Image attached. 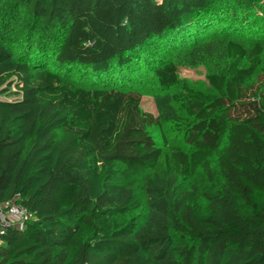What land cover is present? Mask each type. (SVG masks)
Masks as SVG:
<instances>
[{
	"label": "trees",
	"instance_id": "16d2710c",
	"mask_svg": "<svg viewBox=\"0 0 264 264\" xmlns=\"http://www.w3.org/2000/svg\"><path fill=\"white\" fill-rule=\"evenodd\" d=\"M13 13L27 20L0 29V96L15 97L0 100V205L31 218L0 236V264H264V35L187 54L216 67L212 93L182 87L184 148L157 146L162 119L136 89L47 66L102 78L150 45L186 47L188 29L209 36L215 19L257 27L264 0H0V17ZM17 24L27 42L9 51ZM182 62L151 70L159 89Z\"/></svg>",
	"mask_w": 264,
	"mask_h": 264
},
{
	"label": "rangeland",
	"instance_id": "374dc122",
	"mask_svg": "<svg viewBox=\"0 0 264 264\" xmlns=\"http://www.w3.org/2000/svg\"><path fill=\"white\" fill-rule=\"evenodd\" d=\"M1 16L0 17V29H2L6 22L11 21L15 18L16 22L19 23L22 20H27V18L23 15L18 16ZM260 16V15H259ZM16 17L18 19H16ZM9 18V20H7ZM3 20H7L6 22ZM249 20H254L255 25H257L259 31H257V27L250 25L246 28L241 27L237 20H232L230 22H225L222 19H215L216 27H213L214 30L212 34L200 32L198 36L200 38L197 41L195 37L192 36V32L196 29H188L186 33V38L184 48H181L180 45H172L170 44L166 48L160 47L161 45H150L145 48L140 55H134L133 63L110 69L109 73L106 74L105 77H98L93 74L89 69H85L81 66H61L54 64L52 59L47 63L49 51L41 48H33V54L39 52H46V56L43 58L36 59L40 64H44L53 70H56L61 76L70 82L84 84V85H105V82L111 81L117 86H121L123 88L136 89L144 96V105L143 109L147 112H151L155 115L161 117V126L154 127L150 129V134L161 150L167 149L169 146H177L183 147V139L182 134L180 133V129L188 122L186 119V115L180 109L179 99L181 98L182 87L186 86L194 91H200L205 94L212 93L210 92L207 84L205 83V75L215 70V65L213 62L208 60H203L200 62H190L186 60L185 57L187 54L191 53L193 48H196L198 44L203 41L216 40L220 41L222 38L227 37L229 39H233L235 42H241V44L250 48L255 41V35L262 36L264 35V30L262 26H264V20H261L257 17H250ZM224 21V22H223ZM230 23V24H229ZM259 24V25H258ZM239 26V27H238ZM218 27V28H217ZM263 30V31H262ZM190 32V33H189ZM26 35H22V29L17 24L14 35L11 37L9 41L6 42V48L9 51H12L16 48H19L21 45H24L27 41L25 38ZM207 37V38H205ZM264 38V36H262ZM21 38V39H20ZM32 41L35 40V36L32 37ZM260 41H263L261 38ZM44 42V41H42ZM179 46L180 49L172 50ZM26 50V46H25ZM26 51H24L25 53ZM23 53V54H24ZM27 56V55H25ZM177 56L178 60H183L180 65V81L179 83L171 88L168 91H163L159 89L154 79L151 76V70L157 65L161 64L163 61H167L172 59V57ZM15 97H5L0 96V100H13ZM186 149V148H185ZM192 182V184H195Z\"/></svg>",
	"mask_w": 264,
	"mask_h": 264
},
{
	"label": "built area",
	"instance_id": "2783aa9c",
	"mask_svg": "<svg viewBox=\"0 0 264 264\" xmlns=\"http://www.w3.org/2000/svg\"><path fill=\"white\" fill-rule=\"evenodd\" d=\"M30 218L31 215L16 204L0 205V236L9 229H22L24 223Z\"/></svg>",
	"mask_w": 264,
	"mask_h": 264
}]
</instances>
